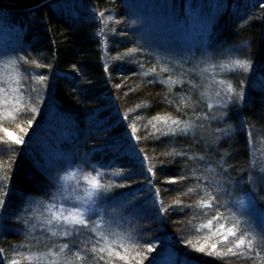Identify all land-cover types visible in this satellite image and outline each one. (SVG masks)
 <instances>
[{"label": "trees", "instance_id": "16d2710c", "mask_svg": "<svg viewBox=\"0 0 264 264\" xmlns=\"http://www.w3.org/2000/svg\"><path fill=\"white\" fill-rule=\"evenodd\" d=\"M58 1L61 0L30 9L0 8V26L14 35L15 45L11 51L16 57H26L41 65L37 68L29 63L17 67L22 76L27 77V81L22 78L24 89L17 91L22 104L24 102L19 111L6 118L7 110L0 107V138L5 141L0 143V200L4 201L0 206V249L5 250L0 253V264H10L14 257L21 260V264H29L25 249L20 247L29 242L18 220L23 214L21 207H27L32 200H48L43 193L56 190L52 175L59 168L58 159L73 164L79 160L78 155L84 157L83 166L88 172L101 173V183L114 185L110 193L113 198L103 204L115 217L113 229L127 230L133 240L142 245L151 243L153 251L143 248L144 264H163L162 260L170 254L176 257L175 264H183L187 253L192 251L190 243L217 241L214 229L202 231L212 210L174 208L162 215L158 213L159 204H154L156 188L160 189L165 206L180 198L181 190L186 191L189 182L165 184L164 181L186 173L192 175L189 169L195 170L203 183L216 180L217 186L222 187L216 211L226 218L224 223L229 227L235 223L256 236L263 226L253 216L256 212L264 213V182L260 179V168L264 165V93L255 87L257 82L259 86L264 85V4L256 0L170 2L176 16L193 22L198 20L204 26L213 22L208 38L213 60L228 64L236 59L247 60L249 70L256 72L237 68L225 77L243 101L239 104L230 101L227 118L217 120L213 131L231 130L226 136L217 133L212 140L215 144H210L201 132L197 138L202 136L203 140L197 144L191 135L163 139L148 135L154 131L153 126L168 130L167 126H159L163 121L156 117L171 115L185 121L193 118L191 107L186 115L178 113L176 107L182 98L198 99L201 92L187 83L162 85L152 74L145 75L153 67V58L148 51L143 52L140 40L134 38L130 29L133 20L125 0H85L80 8L52 5ZM101 12L104 23L96 19ZM111 16L115 19L108 26L105 17ZM101 28L103 34L97 35ZM131 48L140 51L134 57L125 56ZM36 75L44 76L45 80L31 79ZM202 101L197 105L196 116L209 113ZM25 106L36 110L25 112ZM18 113L23 114L14 120ZM28 119L33 121L31 126L27 124ZM45 120L46 142L32 145L39 136L36 134L30 139L33 127ZM208 122L205 120L204 126ZM129 124L139 130L143 137L140 141L132 139ZM20 126L25 127L24 133L19 132ZM5 128L21 135L23 142L28 137L31 140L28 149L23 143L16 145L8 141ZM173 148L187 151L189 157L195 154L205 159L202 162L178 156L165 159ZM144 154L156 166L154 186L147 183L153 177L146 172L147 165L142 166ZM253 159L255 165H252ZM221 163L231 177L230 182L227 177L217 175ZM206 169L215 171L206 172ZM117 170L123 172V178L113 175ZM207 190L217 195L211 186ZM124 196L128 197V202L120 203ZM243 196L253 200L250 211L238 208L237 202ZM196 199L185 196L184 202L194 203ZM145 227L149 230L143 231ZM88 246L91 247V242ZM18 247L23 257L17 255ZM68 254L73 264H82L72 256L71 249ZM196 255L200 257L198 264H246L233 257Z\"/></svg>", "mask_w": 264, "mask_h": 264}, {"label": "snow or ice", "instance_id": "6c2138e0", "mask_svg": "<svg viewBox=\"0 0 264 264\" xmlns=\"http://www.w3.org/2000/svg\"><path fill=\"white\" fill-rule=\"evenodd\" d=\"M99 16L103 17L104 13H98ZM110 20H114V18L109 17ZM119 23V21H116ZM101 23H104L103 19ZM104 29L101 28L100 32L97 35H102ZM140 50L138 48H131L124 55L127 57H134L136 53ZM117 60L120 57H116ZM22 62V63H21ZM31 63L34 67H41L35 60H29L26 57H14L9 59L4 67L7 69L9 67L17 68L18 66H23ZM198 65L194 66L191 70L192 72H197ZM213 65H209L208 68L200 69L197 73L201 75L204 72H207L209 68H213ZM221 68L226 67L225 65H221ZM227 67L239 68L243 70H247L248 64L246 60L236 59L231 62ZM105 70H107V66H105ZM163 72L170 71L169 68L163 67L161 69ZM157 69L152 68L150 73H156ZM149 72H146L145 75H149ZM19 75V73H18ZM34 81L43 82L45 77L42 75H36L32 77ZM162 83H169L170 85L182 84V80H172L171 76L168 81H161ZM191 84L192 82L189 81ZM219 84H224V81L221 80L218 82ZM192 88L196 89L197 85L192 84ZM32 92L35 89H31ZM171 91V88L169 89ZM228 96L234 103L238 101L239 93L235 91L232 84H227L226 90L221 92L219 90L216 91L215 103L218 106V111L215 116L210 113H204L202 116H196L195 111L197 105L201 103V99H203V93H201V97L198 99H193L192 97H187L186 99L182 98V102L177 104L176 111L178 113L187 114L186 110L191 107L193 109V118H189L188 120H180L172 118L171 115L156 117L157 120H162L165 125L168 126V130L164 131L161 128H156L153 126L154 131L148 132V135L155 139H163L164 137H178V136H189L191 135L194 139H196V143L199 144L203 140V137H198L199 130H205L204 121L209 119H226V107L224 97ZM191 101V105L188 103ZM208 109L213 108V104H206ZM36 109L33 107L29 109L25 106L24 111H32L34 112ZM23 113H18L13 119H18L20 115ZM11 115V113L9 114ZM125 120L128 117L124 118ZM170 121V123H169ZM199 121V123H197ZM33 123L32 119L27 120V124L31 126ZM241 123H245L241 121ZM132 139L136 141H140L143 137L139 134V130L135 127L134 124L128 125ZM225 129H217L216 131L222 132L224 135H228L229 131ZM7 134L8 141L13 144L19 145L23 143V139L21 135H16L12 131H9L7 128L4 129ZM26 131L25 127L20 126L19 132L24 133ZM147 131V129H145ZM252 133L251 130L248 131V143L251 145L252 143ZM219 139V137H217ZM0 143H5L3 138H0ZM141 153L144 152L143 149L140 150ZM173 156L183 157L190 161H204L205 157L192 155L188 156V152L185 150L177 151L175 148L172 149L171 152L168 153V156L165 159H168ZM223 160V158H221ZM255 159L252 160V165H255ZM147 165L146 172L151 174L153 179L147 180L149 185L154 186V179L156 176V166L152 165L150 158L147 154L143 155L142 166ZM163 168V165L160 166ZM218 167L221 169L218 176L227 177V180L230 182L231 177L228 176L227 171L223 168V163L219 164ZM47 171V169L45 170ZM95 171V169H93ZM188 171L192 172V175H188L187 173L182 175L179 178H172L164 181L165 184H181L185 181L189 182V186L186 191L181 190L182 195L180 198L176 199L174 203L168 204L165 206V201L161 199V191L159 188L155 189L154 195L155 200L154 204L158 203V213L165 215L168 213L170 209L174 208H201L205 210H212L211 218L207 219V222L202 225V231H212L215 230V234L217 236V241L215 243H209L207 240L203 243L197 244H189V247L192 249L191 252L187 253L183 264H198L200 259L196 253H203L209 256L216 255L219 258H237L246 262V264H264V227L260 229V232L253 236L250 231H246L244 229H240L237 227L235 223H232L231 227H229L225 221V217L223 214H218L216 209L219 206V193L222 191L221 186H217L216 180H211L209 183H203L202 178L200 176L195 175V170L189 169ZM206 172H214L215 169H206ZM260 172L262 173L260 179L264 182V165L261 166ZM76 172H67L64 176H59L53 178L59 181H67L69 179H75ZM101 173L97 172L95 177L88 178L84 177V181L87 187L83 188V194H81L78 190L73 189L72 192H68V190L61 185L56 188V190L52 193L44 192L43 194L48 198V200L52 201V203H45L44 200H40L39 202L29 203L27 207H21L22 213H28L30 209L35 205L36 207H40L42 209L47 210V214L44 212L40 213L39 217H35L37 223H32L31 220L33 217H27L23 214L19 215L18 220L22 225H26L25 231V239L29 241L28 243L20 246L23 247L27 251H31L32 248H36L37 250L48 249V251L43 252V256L46 258L47 256H60L64 254L66 250L69 249L70 244L79 249L75 252V256L82 262L88 261L90 264H116L117 261L123 262V264H144V257L142 256L143 248L147 247V251H153L152 245L149 242H145V244H140L138 241L133 240V237L129 234L127 230L123 232H118L113 229V220L115 217L102 205L112 199L113 197L110 195L111 189L114 185H105L100 182L97 177H99ZM115 176H120L123 178V172L117 170L113 173ZM242 179V178H241ZM51 183V182H50ZM54 187V185H51ZM211 186L214 191H216L217 195H213L212 192H209L207 189ZM123 187V185H120ZM203 192L201 196L200 193ZM67 193V194H66ZM38 194V193H37ZM129 195H133L129 193ZM196 197L194 203H185L184 197ZM60 201H71V206L69 208H65ZM128 197L124 196L120 203H127ZM4 204L3 200H0V206ZM35 215V214H34ZM95 217V219H93ZM108 217V218H106ZM40 227L39 236L34 235L37 230V227ZM149 229L145 227L143 231H148ZM48 233H51V237H63L70 238L67 243H63L62 245H50L49 241L51 237L48 236ZM83 237H89L90 239H83ZM111 238V240H110ZM110 240V242H109ZM119 241V243H118ZM91 242V247H89V243ZM103 245V246H101ZM52 248H57L58 251H53ZM4 249H0V253H4ZM17 255L23 257V252L19 251V247L16 249ZM83 253V255H81ZM28 261H39L41 257L36 253H32L26 257ZM10 264H21V260L19 259H11ZM50 264H58V261H50ZM64 264H73V262L67 258L64 260Z\"/></svg>", "mask_w": 264, "mask_h": 264}, {"label": "rangeland", "instance_id": "374dc122", "mask_svg": "<svg viewBox=\"0 0 264 264\" xmlns=\"http://www.w3.org/2000/svg\"><path fill=\"white\" fill-rule=\"evenodd\" d=\"M171 1L172 0H125V5L129 9V17L131 20H133L130 29L135 35L134 38L136 40H140L143 47V52L146 53V51H148V54L151 56V58H153L152 68H156L158 74L156 75L155 73H150V71L148 72L152 74V76H155L157 82L162 85L169 84L162 83L161 81H168L169 77L171 76L172 80L174 78H177L179 80H182L183 83L189 84L191 87L192 84H196L197 88L194 90H198L203 93L202 102L206 104H213V108H207V111H209L211 115L215 116L218 111V106L216 105L215 99H213V97L215 96L217 90L221 92H224L226 90L227 84H229V82L225 79V77H227L232 70H235L237 68L227 67L228 65H230L228 64L229 62H223L220 59L213 60L210 52L211 41L210 39H208L209 26L213 22L209 21V26L208 24L204 26V23H201L198 20L196 22H193L190 20H186L183 17H179L178 15L176 16L171 10ZM84 2L85 0H61L53 3L52 5L55 7L59 6L64 8H80L83 7L82 4ZM87 12L89 11L87 10ZM105 18V22L106 24H108V26L111 22L114 21L110 20L109 17ZM112 18L115 19V17ZM96 19L102 20L99 15L96 17ZM116 24L117 23H114V25ZM12 33L13 32H11L9 29L0 26V107H3L5 110H7L6 118H9L11 116L9 115L10 113L14 115L19 111L22 104V98L17 95V91L19 88L24 89L23 86H21V83H24L22 78H27L25 76H22L19 68L14 69L12 67H9L6 69L4 67L5 63L9 59L16 57L14 52L11 51L15 45L13 37L14 35ZM110 35H112L111 32ZM197 65L199 66L197 72H192L191 70L194 68V66ZM209 65H213L214 67L209 68L207 72H204L201 75L197 74L200 69L208 68ZM221 65H225L226 67L221 68ZM163 67L169 68L170 71L163 72L161 70ZM249 68L250 67L248 64L247 70H249ZM249 71H251L253 74H256V72L254 73V69ZM25 80L27 81V79ZM221 80L224 81V84L218 83ZM189 81H191L192 83L190 84ZM259 85L260 84L257 82L255 84V87L263 90L264 93V85ZM224 100L225 107L227 108L229 106V102L232 100L228 96H225ZM242 101L243 97L241 98L239 94L237 103L239 104ZM50 120H52V118L48 121ZM217 120L220 119L206 120L209 121L207 124H205L206 131L199 130L198 132V134L202 132L204 134L202 136L207 140H210V144L211 142L214 144L216 143V141L212 140L216 139L215 136L217 133L219 135L226 136L222 132L215 133V131H213L216 128L215 123L217 122ZM159 126L166 127L167 125H165L164 122H161ZM45 127H48V125H46V120L41 124L33 127V132L30 134V139L36 137V134H39V136L36 138V141H34L32 145L42 144L46 142V134L44 133L46 131L44 130ZM40 131L43 133V135ZM27 138L28 137H26V140H24L22 144L25 149H28L31 143V140H28ZM77 157H79V160H77L76 163L73 164L71 162H68V160L64 161L62 160V158L58 159L59 168H55L57 170H55L57 173L54 172L52 178L64 176L67 172H76L77 174L75 179H69L67 181H59L53 179L55 188L63 185L69 193L72 192L73 189H76L81 194H83V188L87 187L84 181V177L87 176L90 179L96 176L95 173L92 174L91 172H88L87 169L83 166V162H85L84 157L80 155H78ZM97 179L100 180V176L97 177ZM34 201L39 202L40 200H32L29 203H32ZM44 201L46 204L52 203V201L50 200ZM60 203L63 204L65 208H69L72 202L60 201ZM237 203L240 210L250 211L251 207H253V200L250 197L243 196V198ZM41 212H44L45 215L47 214L46 209H42L33 205L30 211L28 213H23V215L27 217H33L31 222L35 224L37 223L35 217H39ZM253 217L257 219L260 226L264 227L263 212H259V215L258 212H256V216ZM93 219H95V217H93ZM26 228V225H21V229L24 230V234ZM39 234L40 227L38 226L34 235L39 236ZM48 236L51 237V233H48ZM69 239L70 238L51 237L49 243L50 245H62L63 243H67ZM83 239L86 238L84 237ZM69 249H71L73 253L72 256L75 257L76 260H79L75 256V252L77 249L74 250L73 246L71 248V244L69 246ZM52 250L58 251L57 248H52ZM68 250H66V252L64 254H61L60 256H47L45 258L43 256V252L48 251V249L37 250L36 248H32L31 251L25 250V258L32 253H36L41 257V259L39 261H28L29 264H50V261H58V264H64L65 258L70 260ZM13 259H16V257H14ZM175 259L176 257L170 254L164 260H162V263L175 264Z\"/></svg>", "mask_w": 264, "mask_h": 264}, {"label": "water", "instance_id": "95a60500", "mask_svg": "<svg viewBox=\"0 0 264 264\" xmlns=\"http://www.w3.org/2000/svg\"><path fill=\"white\" fill-rule=\"evenodd\" d=\"M57 1V0H0V8L5 9H30L39 7L44 4ZM260 4H264V0H256Z\"/></svg>", "mask_w": 264, "mask_h": 264}]
</instances>
